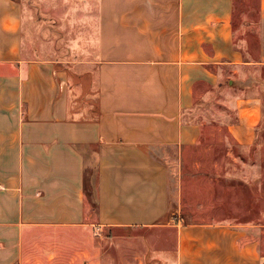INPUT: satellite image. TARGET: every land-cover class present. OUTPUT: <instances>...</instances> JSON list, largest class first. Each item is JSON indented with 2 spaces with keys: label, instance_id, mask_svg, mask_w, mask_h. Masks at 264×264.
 <instances>
[{
  "label": "crops",
  "instance_id": "0c3cea01",
  "mask_svg": "<svg viewBox=\"0 0 264 264\" xmlns=\"http://www.w3.org/2000/svg\"><path fill=\"white\" fill-rule=\"evenodd\" d=\"M94 1L85 8L95 15L85 38L95 48L91 87V70L81 69L75 94L69 62L27 57L24 9L0 0V264H56L67 251L50 239L87 237L95 225L157 226L169 211L171 175L161 153L180 154L200 140V123L183 113L201 84L238 89L229 135L242 146L256 139L263 86L254 70L264 68V0L255 60L236 47L234 0ZM87 167L94 216L86 212ZM174 227L176 264H264L262 223ZM88 250L86 244L85 258Z\"/></svg>",
  "mask_w": 264,
  "mask_h": 264
},
{
  "label": "rangeland",
  "instance_id": "374dc122",
  "mask_svg": "<svg viewBox=\"0 0 264 264\" xmlns=\"http://www.w3.org/2000/svg\"><path fill=\"white\" fill-rule=\"evenodd\" d=\"M15 1L20 2L25 12L24 35L27 45H24V54L30 58L68 61L72 66L70 71L75 94H79L81 86L79 72L89 69L87 84L91 87L94 71L91 61L95 48L90 41L87 44L85 38L87 33H93L95 15H85V8L95 7V1ZM258 3L259 0H234L235 44L251 60L259 59L261 55ZM90 17L94 21L92 25H86L85 19ZM81 60L90 61L81 67ZM254 72H258L263 86V99L261 120L252 145L235 143L228 132L227 123L235 117L234 98L238 89H227L224 85L222 90L209 89L205 84L199 85L194 106L185 117L200 123V140L193 146L182 147L180 154L177 149L161 153L171 173L167 216L157 226L149 228H100L95 225L89 229L87 237L77 233L70 240L50 239L67 251L57 255L53 262L176 264L174 224L177 221L181 224L227 222L264 225V68ZM246 76L244 73L242 77ZM94 102L92 95L88 98V107ZM77 104L79 99H76L74 106L77 107ZM86 212L94 216L95 210L87 206ZM86 244L89 255L85 258Z\"/></svg>",
  "mask_w": 264,
  "mask_h": 264
},
{
  "label": "trees",
  "instance_id": "16d2710c",
  "mask_svg": "<svg viewBox=\"0 0 264 264\" xmlns=\"http://www.w3.org/2000/svg\"><path fill=\"white\" fill-rule=\"evenodd\" d=\"M233 11H234V5H233ZM216 89H219L218 87H216ZM220 90V89H219ZM186 114H188L187 112L183 113V116L185 117ZM186 119L189 120V118L185 117ZM191 119V118H190ZM191 121H193L191 119ZM196 121V120H195ZM197 123H199L198 121H196ZM237 122V116L235 113V117L231 119L230 122H228L227 124H232ZM84 192H85V200L87 202V204L93 209V210H97V201L94 198V192H93V187H92V169H89L87 167V172L84 176Z\"/></svg>",
  "mask_w": 264,
  "mask_h": 264
},
{
  "label": "water",
  "instance_id": "95a60500",
  "mask_svg": "<svg viewBox=\"0 0 264 264\" xmlns=\"http://www.w3.org/2000/svg\"><path fill=\"white\" fill-rule=\"evenodd\" d=\"M229 84H230V85H240V84H241V81H239V80H232V79H231V80L229 81Z\"/></svg>",
  "mask_w": 264,
  "mask_h": 264
}]
</instances>
